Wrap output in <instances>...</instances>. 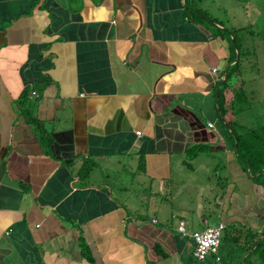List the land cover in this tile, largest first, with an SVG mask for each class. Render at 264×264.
Segmentation results:
<instances>
[{"label":"crops","instance_id":"1","mask_svg":"<svg viewBox=\"0 0 264 264\" xmlns=\"http://www.w3.org/2000/svg\"><path fill=\"white\" fill-rule=\"evenodd\" d=\"M211 1L0 0V264H219L182 220L264 230L220 96L240 57L264 89V0Z\"/></svg>","mask_w":264,"mask_h":264},{"label":"trees","instance_id":"2","mask_svg":"<svg viewBox=\"0 0 264 264\" xmlns=\"http://www.w3.org/2000/svg\"><path fill=\"white\" fill-rule=\"evenodd\" d=\"M240 70L241 57L237 65L229 70L227 80L220 91L221 108L224 116L227 112L238 115L251 106L249 104L251 102L250 97L243 90V87L241 89L236 87L237 79L239 78L238 72ZM228 90L234 92V99L230 106H224L225 91ZM28 95L29 91H25V95H23L25 98L23 97L19 103L25 116H28L31 122H37L32 115L31 103L28 104L29 101H26ZM229 124L233 131L229 132V136L237 144L239 161L245 171L250 170L257 188L264 192V125L249 127L239 124L236 120L229 121ZM238 126L243 128V131L239 130ZM47 141L49 140L47 139ZM82 244L84 256L92 261L90 247L84 241ZM235 248H239V251L243 252L252 251L249 257H247V264H253L252 258L256 255L264 262V230L260 233L244 226L236 230L234 228H225L222 236L221 261L219 264H234L233 258H239V256L233 255Z\"/></svg>","mask_w":264,"mask_h":264},{"label":"rangeland","instance_id":"3","mask_svg":"<svg viewBox=\"0 0 264 264\" xmlns=\"http://www.w3.org/2000/svg\"><path fill=\"white\" fill-rule=\"evenodd\" d=\"M247 3V0H213L209 3V7L213 8L211 10L212 15L221 14V10H224L223 14L227 18H231L234 12L238 13L240 17L242 16V6ZM220 4H224L223 6ZM226 9V10H225ZM241 19V18H240ZM264 33H261L260 38H264ZM258 47H260V41H257ZM263 56V53L259 54ZM264 58V56H263ZM262 61V60H261ZM263 72H264V62H263ZM264 83V82H263ZM255 92H252L248 96H250V107L247 110H244L240 113V117H244L243 119L246 121L247 126L257 127L264 125V89L261 88L260 85H256ZM246 111V112H245Z\"/></svg>","mask_w":264,"mask_h":264},{"label":"built area","instance_id":"4","mask_svg":"<svg viewBox=\"0 0 264 264\" xmlns=\"http://www.w3.org/2000/svg\"><path fill=\"white\" fill-rule=\"evenodd\" d=\"M214 72H217V69H214ZM225 227L224 223H220L218 226L207 227L202 231L190 233L186 228L185 221L182 220L178 230L183 236L191 237L194 240V255L197 259L205 260L208 256L213 255L220 261V246Z\"/></svg>","mask_w":264,"mask_h":264}]
</instances>
